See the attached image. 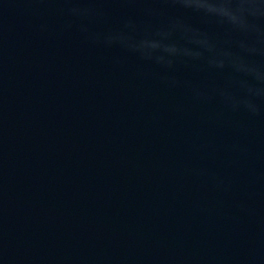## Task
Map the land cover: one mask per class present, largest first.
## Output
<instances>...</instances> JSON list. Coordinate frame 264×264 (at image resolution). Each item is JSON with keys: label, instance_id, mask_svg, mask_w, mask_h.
<instances>
[{"label": "water", "instance_id": "95a60500", "mask_svg": "<svg viewBox=\"0 0 264 264\" xmlns=\"http://www.w3.org/2000/svg\"><path fill=\"white\" fill-rule=\"evenodd\" d=\"M0 264H264V0H0Z\"/></svg>", "mask_w": 264, "mask_h": 264}]
</instances>
